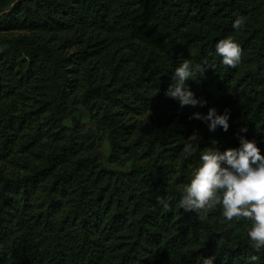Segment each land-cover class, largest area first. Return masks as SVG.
I'll return each mask as SVG.
<instances>
[{"label":"trees","instance_id":"obj_1","mask_svg":"<svg viewBox=\"0 0 264 264\" xmlns=\"http://www.w3.org/2000/svg\"><path fill=\"white\" fill-rule=\"evenodd\" d=\"M184 60L205 107L165 95ZM213 107L228 131L191 118ZM241 136L264 154V0H0V264H264L249 221L180 207Z\"/></svg>","mask_w":264,"mask_h":264},{"label":"clouds","instance_id":"obj_2","mask_svg":"<svg viewBox=\"0 0 264 264\" xmlns=\"http://www.w3.org/2000/svg\"><path fill=\"white\" fill-rule=\"evenodd\" d=\"M243 19L238 18L233 28L239 30L243 26ZM216 54L222 58V64L235 68L241 62L243 49L231 35L218 41ZM195 71H205L201 65L195 69L190 60H184L176 68L173 83L169 85L166 96L178 100L180 108L186 106L205 107L207 100L197 98L186 82L192 78ZM192 119L201 120L215 131L222 127L228 131L229 115H220L216 108H210L207 115L194 113ZM242 133L248 129L242 128ZM198 134L193 133L186 143L185 152L193 150V143ZM208 147L201 153V163L191 174L190 182L183 186V196L180 207L186 212H195L202 218L203 213L210 212L221 206L222 216L227 222L234 219L247 220L250 226L247 237L250 246L257 252L264 249V154L255 140L240 137V147L230 148L223 152L216 147ZM259 257L253 255L250 261L256 262ZM215 256L204 258L203 264H214Z\"/></svg>","mask_w":264,"mask_h":264},{"label":"rangeland","instance_id":"obj_3","mask_svg":"<svg viewBox=\"0 0 264 264\" xmlns=\"http://www.w3.org/2000/svg\"><path fill=\"white\" fill-rule=\"evenodd\" d=\"M91 127L94 129L95 125L92 124ZM101 150L103 151L104 158H107V156L109 155L110 150H109L108 144L106 142L101 144Z\"/></svg>","mask_w":264,"mask_h":264}]
</instances>
